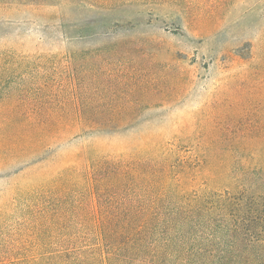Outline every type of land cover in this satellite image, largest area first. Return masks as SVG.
<instances>
[{
  "label": "rangeland",
  "instance_id": "rangeland-1",
  "mask_svg": "<svg viewBox=\"0 0 264 264\" xmlns=\"http://www.w3.org/2000/svg\"><path fill=\"white\" fill-rule=\"evenodd\" d=\"M2 5L0 47L17 46L18 55L26 56L15 55L18 72L0 81V259L7 253L19 258L30 246L16 211L21 186L61 168L65 152L85 143L108 145L112 152L140 134H175L181 145L203 134L248 138L249 144L235 146L264 149V0H70L60 21L49 17L61 31L42 29L52 19L35 4ZM47 52L48 67L31 65ZM20 115L115 118L136 125L73 141L60 133L37 153L28 149L29 140L19 146ZM263 213L250 227L254 235L246 233L248 225L243 228V248L233 260L264 253V241L257 242L264 239ZM215 242L226 247L232 239L225 234Z\"/></svg>",
  "mask_w": 264,
  "mask_h": 264
},
{
  "label": "trees",
  "instance_id": "trees-1",
  "mask_svg": "<svg viewBox=\"0 0 264 264\" xmlns=\"http://www.w3.org/2000/svg\"><path fill=\"white\" fill-rule=\"evenodd\" d=\"M69 1L0 3L4 10L10 3L35 4L42 17L57 16L60 21ZM43 6L49 10L40 11ZM100 12L105 16L107 10ZM52 21L42 29L60 30L61 25ZM18 51L17 46L0 47V81L18 72L12 61ZM40 56L47 58L31 65L48 67L49 53ZM16 123L21 150L29 140L28 149L37 153L46 152L60 133L73 141L136 125L115 118L55 115L32 119L20 115ZM184 139L187 142L181 145L175 134L146 133L112 152L94 141L65 152L61 168L21 186L16 211L30 246L19 258L7 253L0 264H264V253L243 261L232 259L243 248L239 242L243 228L248 225L246 233L254 235L250 227L256 214L264 212V149L235 146L250 142L248 138L202 134L197 142ZM2 218L0 214V227ZM225 234L232 239L226 247L215 242ZM28 249L34 257L28 256Z\"/></svg>",
  "mask_w": 264,
  "mask_h": 264
}]
</instances>
